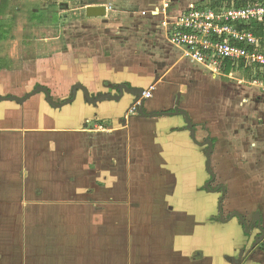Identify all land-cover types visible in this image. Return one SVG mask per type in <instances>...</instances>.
Instances as JSON below:
<instances>
[{
    "label": "crops",
    "instance_id": "1",
    "mask_svg": "<svg viewBox=\"0 0 264 264\" xmlns=\"http://www.w3.org/2000/svg\"><path fill=\"white\" fill-rule=\"evenodd\" d=\"M124 1L139 7L89 5L86 16L89 7H105V16L90 18L104 24L105 33L111 31L116 36L112 40L119 42L121 52L125 51V31L132 36L130 40L137 43L134 49L138 53H124L126 60H111L110 53L100 57L93 56V52L79 55L75 49V54H55L53 60L27 65L30 70L23 62L21 69L26 77L11 83L3 79L0 56L1 98L23 99L42 87L56 104H62L72 99L77 85L86 88L92 99L105 94L120 96L119 100L91 103L79 87L74 100L62 107L51 106L42 91L22 104L0 100V264H17L16 258L20 264H37V259L38 264H120L114 262V258L124 257L120 244L125 246L128 264L132 258H155L150 256L154 249L157 264H195L188 258L194 253L196 237L202 244L199 254L203 263L233 264V258L243 252L240 264H264V92L250 85L249 72L229 67L213 75L194 66L185 48L170 37L171 23L189 4L220 7L258 0ZM215 3L220 4L213 6ZM126 13L133 21L142 19L145 27L125 28ZM56 16L45 18L35 12L32 19L57 24ZM6 34L0 28V40ZM135 34H151L153 40L144 37L142 41L148 44H142ZM240 73L243 76L238 77ZM13 84L17 89L10 92ZM121 85L151 90L152 97L144 99L142 108L137 97L121 90ZM183 113L192 122L195 134ZM226 122L233 124L231 129ZM228 135L233 136L229 145L235 149L234 156H239V169L233 158H226ZM208 140L213 143L210 161L214 179L208 171ZM243 153L250 157L247 179L241 173ZM231 162L233 181L216 189L210 187L218 177L227 178L226 174L222 176L220 164ZM204 180L206 192H201ZM229 190L235 200L230 199V214L225 217ZM218 191L222 195L217 202ZM154 196L158 202L150 208H158L164 222H140L139 217H144L141 201L149 205L148 200ZM62 207L82 211L81 221L91 220L86 232L88 250L74 245L75 234L67 225L66 215L59 212ZM113 208L117 209L112 212ZM216 208L218 220L213 222ZM47 211H52L47 226L56 228L58 234L47 235L44 227L38 229L41 235L34 234L37 224L45 226L36 222ZM257 213L262 229L255 224ZM236 214L243 216L246 224ZM197 218L203 222L194 225L192 219ZM113 220L124 224L125 233L122 228L117 233L121 239L113 236L111 248L109 226ZM150 225L153 231L144 235L140 227L147 229ZM206 225L207 233L195 237V228ZM256 226L263 236H255L248 248L246 236ZM211 227L217 233H210ZM246 228L251 230L246 232ZM18 229L26 234L30 229L31 237L41 240L39 247L34 242L36 253H32L29 240L27 252H18L17 243L12 241ZM3 230L7 231L5 235ZM168 231L171 235L163 240ZM211 242L215 245L211 246ZM115 246L120 249L119 255L114 253Z\"/></svg>",
    "mask_w": 264,
    "mask_h": 264
},
{
    "label": "rangeland",
    "instance_id": "2",
    "mask_svg": "<svg viewBox=\"0 0 264 264\" xmlns=\"http://www.w3.org/2000/svg\"><path fill=\"white\" fill-rule=\"evenodd\" d=\"M96 4L97 5H109V6L118 5L121 7H125L128 5L129 7H132V9L134 8L138 9L139 7L138 4L125 3L124 0H0V28L7 31L6 38L0 40V56L2 58V66L4 69L3 72H5L4 78H3L4 81H10L11 83H14L18 80H22L23 78H25L26 77L25 72L23 69H21L22 68L21 66L24 65L23 62L26 64L25 68H27V70H30L28 66H31V65L37 66V64L40 65L41 61L43 60H49V61L53 60L51 58H54L55 54H60V53L75 54L74 53L75 49H76V52L79 53V55L80 54L83 55L82 52H86L85 55H89L91 52H93L92 55L94 54L93 56H96V57L107 56L108 53H110V59L115 60V61L121 59L122 57L123 59H125L124 56L127 53L131 55H136L138 51L134 49V46L137 45V43H133L131 41L132 38L130 37L132 36H130V34L127 31H125V51L121 52V50H119L120 48H118L119 42L112 40L116 36H114L111 31H109L108 33H105L104 24L97 23L96 19L92 20L90 17L86 16V7L89 5H96ZM125 11H127V9ZM35 12L39 14H43L44 16H46L45 18H47V15L50 17L52 16V14H56L58 16L59 22L57 24L56 23L51 24L49 23V21L43 24H41L39 21L36 22L32 19V16ZM108 15L112 17L114 13H109ZM151 20H147V21L152 22L153 20L152 21ZM142 21H143L142 19L133 21L131 20V18L128 17L127 13L125 14V28L126 26H128V28L134 27V26L135 27L136 26L145 27ZM115 26H118V25H115ZM134 36L138 37L139 40L142 42V44L147 43V41L145 40L142 41V38L144 37H146L145 39H150L151 41L153 40V36H151V34H143L142 36L140 35L138 36L137 34H135ZM126 48H129V49L127 50ZM78 53H77V56H78ZM147 53L148 52H146V54ZM146 56H148V54ZM130 57L132 58V56ZM72 58H73V55L71 56V60ZM130 60H133V59H130ZM16 64H20V67H17L18 65ZM33 68H32V71L34 70ZM239 75L237 76L238 77L243 76V74L241 73ZM9 77H11V79H9ZM14 86L15 85L13 84V87ZM16 87L11 88L10 92L15 91L17 89ZM226 124L228 125V128L230 127L229 129H231L233 126L232 123L226 122ZM232 137H233L232 135H228L227 137L228 139L226 141L228 143V145L226 146V149H227L226 156L227 157L226 156L225 157L229 159L230 157L233 158L235 161V165L239 169V162H238L239 156L238 155L234 156L233 154L234 148L232 145H229L233 141ZM5 138L8 139V138H14V137L5 136ZM228 147H229V150H228ZM241 158H242L241 173L244 172V176L247 179L249 178V175H248L249 166H247L248 164L247 159H250V157L249 155L247 156L245 155V153H243ZM20 164L22 167L25 166L23 163L19 162V165ZM220 166L222 167V176L226 174L227 178L221 177L220 179L218 177L210 185V187H212L213 189H216L220 185H226L229 182L233 181L232 162L223 163V164H220ZM261 173L263 174V172ZM182 181L183 183L185 182V180H182ZM179 182H181V180H179ZM204 185H205V180L201 184V190H200L201 192L205 191ZM221 193H222L221 191H218V193H216L215 195L217 202H218V198H220L222 195ZM257 197L258 195L257 196L255 195L254 198H257ZM230 199L235 200V196L234 197L232 196L231 191L229 195L226 196L225 203H224L225 217L226 215L230 214V209H229ZM141 202H142V208H144V210H142L141 213H144L145 218L139 217L140 222L145 221L144 223H150L151 221L154 224L155 223L157 224L158 222H164V219L161 213L157 211L158 208L157 209L150 208V206L152 207L155 203L158 202L157 196H154L153 198L148 200L149 205H145V200ZM117 208H113L112 212ZM59 212L60 214L66 215L67 225H69V229L72 231V233L75 234V236H73L74 245H77L78 248H81L82 250L89 248L88 245L90 244L89 243L90 241L89 239L87 240L86 232L88 233V227H91V220L89 222L85 220L81 221L80 214L82 213V211H78V209L68 210V209H65V207H62V209L59 210ZM112 212H109V216L112 215ZM45 213H46L45 217L42 218V220H38L36 222V223H41V222L45 223V226H41L40 224H37L35 226V229L33 230L34 234H40L38 232V229H41L42 227H44L43 229L46 230L47 235L52 236V235L58 234L57 233L58 231L56 228L54 227L48 228L47 226L50 215L52 214V211L50 212L47 211ZM246 213L249 217V212L246 211ZM47 215H49V217H47ZM214 217L215 218H213V222H217L218 220L217 208L214 213ZM123 218L125 219V215H123ZM115 220L118 221L119 219H115ZM115 220H113L112 225L109 226V245L111 248H113L114 246L113 236L115 235V238L116 236H120L119 234L117 235V233L118 232L121 233L122 228H123L122 231H124L123 233H125L124 224L118 225L116 224ZM192 220H193L194 225L200 224L203 222L201 220H198V218L192 219ZM74 221H77V223H75ZM204 227H199L200 229L195 228V237L200 236L201 233L202 234L207 233L206 228H208L209 226L206 225V227L205 228ZM24 228L26 229V226H24ZM118 228H120V231L117 230ZM140 228L142 232L146 233L144 235H148L149 232L153 231L151 225L147 227L149 231L143 227H140ZM196 229H199L198 233L196 232ZM174 230L175 228H173L170 231L173 232ZM208 230L210 231V233H213L214 231L216 232V228L211 227ZM6 232H7L6 230L2 231L4 235L6 234ZM258 232L259 230L255 227L252 233L249 236H246L247 240L245 244L248 248H250L251 244H253L255 236L259 235ZM25 234L26 232L23 233L20 229H18L16 230V234L12 237V241H15V243H17L16 248L18 252L23 253V254L27 252V241L29 240L31 244L30 248H31L32 253L33 252L36 253L37 249L35 248L34 242L39 247V246H42L41 240L35 239V238L33 239L31 237L30 229L27 232L28 236L26 234L27 237L25 236ZM170 235L171 234L169 231L167 233H164L163 240H166L167 236L169 237ZM199 238L200 237L195 238L194 246H193L194 253L191 256H189L188 260L194 259L195 264H209V263H203L200 258L199 251L202 248V244ZM120 239H121V236H120ZM32 242H33V245H32ZM210 245L213 246L215 245V243L211 242ZM119 247L121 249V253L123 252L124 257L121 258L119 256V258H121L119 260L114 258V262L117 261V262H120L121 264V261H123V259L125 258L124 264H128V260L125 257L124 244H120ZM117 249H118V246H115L114 253L119 255L117 252ZM206 252L207 251L205 250L204 254ZM136 255H138V253ZM150 256L155 257V258H151V257L140 258V259L132 258L130 260V263L131 264H157L156 263L157 256L155 253V249L154 251L151 252ZM235 257L238 260L240 259L239 258L240 256L238 257V255H236ZM38 260L39 259H37L35 263L38 264ZM212 260H217V259H211V260L206 259V261H212ZM16 263L20 264V261L18 260V258H16ZM160 263L161 262H159V264ZM230 263L231 261H229V264Z\"/></svg>",
    "mask_w": 264,
    "mask_h": 264
},
{
    "label": "built area",
    "instance_id": "3",
    "mask_svg": "<svg viewBox=\"0 0 264 264\" xmlns=\"http://www.w3.org/2000/svg\"><path fill=\"white\" fill-rule=\"evenodd\" d=\"M170 27L171 40L185 48L194 66L213 75L229 67L249 72L250 85L264 92V0L244 6L189 4ZM151 97V90L145 92V100Z\"/></svg>",
    "mask_w": 264,
    "mask_h": 264
},
{
    "label": "water",
    "instance_id": "4",
    "mask_svg": "<svg viewBox=\"0 0 264 264\" xmlns=\"http://www.w3.org/2000/svg\"><path fill=\"white\" fill-rule=\"evenodd\" d=\"M105 15H106L105 7H89V8L87 9V16H88V17H102V16H105ZM79 87L82 88V89L85 91V94H86V97H87V102L95 103V102L103 101V100H106V99H110V100H119V99H120V96H112V95H110V94H105V95H102V96H100V97H98V98H96V99H92V98L90 97L88 91L86 90V88H84V87L81 86V85H77V86H75L74 89H73V92H72L73 97H72V99H70V100H68V101H66V102H64V103H62V104H56V103L53 101V99L51 98V96H50L48 90L45 89V88H42V87H38L35 91H33L32 93H30L26 98H23V99H21V98H16V97H10V98H1V97H0V100H2V101H16V102L22 104V103H24L25 101H27L29 98H31L33 95H35V94H37L38 92H41V91H42V92H45V93H46V99H47V102H48L51 106H53V107H62V106H64V105H66V104L71 103V102L74 100L75 95H76V91H77V89H78ZM123 88H124L127 92H129V93L135 95V96L137 97V101H138V100L140 101V103H141V105H142V108H143V105H144V98H142V97H143V94H145V90H143V89H141V88H139V89H130V88H128L126 85H121V86H120V89L122 90ZM141 111L143 112L142 109H141ZM183 114H184V116H185V118H186V120H187V122H188V125H189V128H190L192 134H195V129H194V126H193L192 122L190 121V119H189V117L186 115V113H183ZM208 145H209V148H208V150H207V157H208V171H209V173L211 174V176H212L213 179H214V174H213V172H212V170H211V161H210V156H211L212 151H213V148H212V147H213V143H212L211 140H208ZM207 186H208V188H209V184H207ZM222 190H224V188H222ZM222 201H223V198L220 200V203H219V212H220V215H223ZM236 215L240 218V220H241L244 224H246L245 219H244L243 216H240L239 214H236ZM222 220H223V219H222ZM256 221H257V222H258V221L260 222V219H259V213L256 214ZM258 226L261 228L260 223H258ZM250 230H251L250 228H246V232H249ZM258 242H259V241H258ZM242 255H243V252H241L240 256H242ZM234 262H235V258H233V263H234ZM236 263H237V264H240V260L237 259V260H236Z\"/></svg>",
    "mask_w": 264,
    "mask_h": 264
},
{
    "label": "trees",
    "instance_id": "5",
    "mask_svg": "<svg viewBox=\"0 0 264 264\" xmlns=\"http://www.w3.org/2000/svg\"><path fill=\"white\" fill-rule=\"evenodd\" d=\"M231 2V1H230ZM220 3H215L213 6H217L219 5ZM247 3L246 2H237L236 5L238 6H241V5H246Z\"/></svg>",
    "mask_w": 264,
    "mask_h": 264
},
{
    "label": "flooded vegetation",
    "instance_id": "6",
    "mask_svg": "<svg viewBox=\"0 0 264 264\" xmlns=\"http://www.w3.org/2000/svg\"><path fill=\"white\" fill-rule=\"evenodd\" d=\"M255 224L258 226V222H256ZM257 226H256V228H257ZM258 228H260V227H258ZM260 229H262V228H260ZM261 236H263L262 233H260V235L258 236V238H261Z\"/></svg>",
    "mask_w": 264,
    "mask_h": 264
},
{
    "label": "bare ground",
    "instance_id": "7",
    "mask_svg": "<svg viewBox=\"0 0 264 264\" xmlns=\"http://www.w3.org/2000/svg\"><path fill=\"white\" fill-rule=\"evenodd\" d=\"M233 264H237V263H236V259H235V262H234Z\"/></svg>",
    "mask_w": 264,
    "mask_h": 264
}]
</instances>
